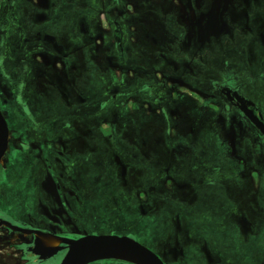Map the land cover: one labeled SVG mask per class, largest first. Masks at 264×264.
I'll use <instances>...</instances> for the list:
<instances>
[{
	"label": "flooded vegetation",
	"instance_id": "1",
	"mask_svg": "<svg viewBox=\"0 0 264 264\" xmlns=\"http://www.w3.org/2000/svg\"><path fill=\"white\" fill-rule=\"evenodd\" d=\"M256 5L0 0V246L17 264H60L90 235L146 237L163 264H264V132L243 108L264 124V29L253 61L226 22ZM46 231L63 241L36 251Z\"/></svg>",
	"mask_w": 264,
	"mask_h": 264
},
{
	"label": "water",
	"instance_id": "2",
	"mask_svg": "<svg viewBox=\"0 0 264 264\" xmlns=\"http://www.w3.org/2000/svg\"><path fill=\"white\" fill-rule=\"evenodd\" d=\"M243 108L246 114L264 132L263 122L251 109H247L245 106ZM7 145L8 126L0 111V160ZM67 243L69 248L60 264H87L106 256L125 258L137 263L163 264L154 252L130 237L90 235L77 240H67Z\"/></svg>",
	"mask_w": 264,
	"mask_h": 264
},
{
	"label": "rangeland",
	"instance_id": "3",
	"mask_svg": "<svg viewBox=\"0 0 264 264\" xmlns=\"http://www.w3.org/2000/svg\"><path fill=\"white\" fill-rule=\"evenodd\" d=\"M255 8H251L248 7L249 11H250V15H248L247 17V13L246 12H240L238 13H231L228 14L226 17V22L227 24L230 26L231 28V32L233 33L232 38L236 43H241L244 45V48H246V53L248 58H252L253 61H257L259 59V46L257 45V41L259 40L260 37H262V31L264 29V8L263 6H253ZM247 10L246 7L242 8V10ZM83 14V12H82ZM165 34L166 36H164V40H163V44L162 46H168L172 45L173 46V42L170 39V34H169V29L166 27L165 28ZM213 46V50H216L217 45L215 43V41L212 39L211 43L209 45V47L204 48V51L202 53V58L204 56V54L206 55L205 57L208 58L207 53L209 52V48ZM86 63L90 65V61L89 58L86 56ZM86 67H88V65H85V67H82V76L84 77L86 74ZM215 204V200L211 199V198H206L205 200H202V203L199 204V208L202 212H204L205 210H208L210 207H212V205ZM210 223H208L207 227L209 228V231H206L208 234V237H206L210 242H212V239L215 242V247L217 246L219 249H227V238L225 237H215L214 234H211V230L212 227L214 225V221L213 219H209ZM212 221V222H211ZM213 224V225H211ZM220 225L224 224V221L219 222ZM165 224L161 225V226H157L159 227L160 230H162L164 228ZM206 227V228H207ZM153 234H156L155 231H152ZM214 232V231H213ZM215 233V232H214ZM26 235V234H25ZM211 235V236H210ZM132 236V235H131ZM134 239L139 240L140 242L144 243V244H148L146 237H132ZM202 237H196V240H200ZM212 238V239H211ZM0 261L1 262H7L8 264H17L20 262V252L19 250L14 247L13 244L11 245H1L0 246Z\"/></svg>",
	"mask_w": 264,
	"mask_h": 264
},
{
	"label": "bare ground",
	"instance_id": "4",
	"mask_svg": "<svg viewBox=\"0 0 264 264\" xmlns=\"http://www.w3.org/2000/svg\"><path fill=\"white\" fill-rule=\"evenodd\" d=\"M26 235L28 234V232L25 233ZM36 251H41L40 249L42 248H46L44 250H50L52 248H54L53 246H57L59 244V241H63V237L58 238L57 235L54 232L51 231H46L45 234L43 236L38 235L36 237ZM43 243V244H42ZM49 245V246H47ZM39 248V249H38ZM106 257H111V256H106ZM105 258V257H104ZM138 264H146V263H138Z\"/></svg>",
	"mask_w": 264,
	"mask_h": 264
}]
</instances>
